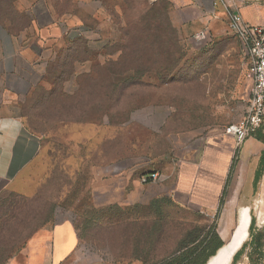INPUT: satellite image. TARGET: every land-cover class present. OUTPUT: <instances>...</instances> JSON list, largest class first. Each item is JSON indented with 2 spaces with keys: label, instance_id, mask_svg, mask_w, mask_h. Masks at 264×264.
<instances>
[{
  "label": "rangeland",
  "instance_id": "374dc122",
  "mask_svg": "<svg viewBox=\"0 0 264 264\" xmlns=\"http://www.w3.org/2000/svg\"><path fill=\"white\" fill-rule=\"evenodd\" d=\"M16 1L0 0V24H10L20 46L16 69L3 73L0 106L35 137L26 142L22 174L0 195V251H13L11 260L39 227L75 226L88 213L104 217L81 240L82 253L111 264H142L135 258L136 225L157 230L153 261L171 255L191 232L201 242L217 222L220 234L230 213V233L220 234L227 242L244 207L264 236V176L253 188L257 156L246 160L236 148L218 220L216 211L187 206L172 192L179 163L196 158L209 137L248 110L249 59L229 27L220 36L208 29L199 41L191 27L173 24L163 0H97L93 8L89 2L83 24L63 19L73 0H34L31 14H19ZM123 30L126 42H120ZM112 84L128 89L119 95ZM78 101L103 107L66 113ZM153 173L158 181L142 182ZM113 209L118 219L111 218ZM4 213L12 219L3 229ZM250 253L248 247L237 264H264Z\"/></svg>",
  "mask_w": 264,
  "mask_h": 264
},
{
  "label": "crops",
  "instance_id": "0c3cea01",
  "mask_svg": "<svg viewBox=\"0 0 264 264\" xmlns=\"http://www.w3.org/2000/svg\"><path fill=\"white\" fill-rule=\"evenodd\" d=\"M173 11L174 25L182 29L191 27L192 33L209 29L214 36L223 35L229 25L231 14H239L243 22L251 27H264V0H166ZM34 0H17L14 9L19 14H31ZM92 8L97 0H73L72 9L63 16L71 23L83 24L81 15L87 4ZM49 13L53 7L48 6ZM69 16V17H68ZM69 18V19H68ZM62 19V20H63ZM73 19V21H72ZM60 20V21H62ZM57 22V21H56ZM34 24V23H33ZM49 23L45 28L54 26ZM35 25V24H34ZM10 24H0V89L3 91V73L16 69L14 59L20 46ZM208 30V31H209ZM50 49L43 51L48 56ZM0 90V95L2 91ZM34 134L25 130L22 121L11 115H3L0 106V195L13 185L22 174L26 142ZM234 138L222 134L209 137L196 158L179 163L173 186V197L187 205L207 212H217L229 181L233 160L236 156ZM246 160L260 158L264 146L254 137L240 148ZM38 151L35 152L37 154ZM35 156V155H34ZM29 160V159H28ZM31 160V159H30ZM77 231L73 223L65 222L41 229L25 247L6 264H111L89 259L83 254Z\"/></svg>",
  "mask_w": 264,
  "mask_h": 264
},
{
  "label": "trees",
  "instance_id": "16d2710c",
  "mask_svg": "<svg viewBox=\"0 0 264 264\" xmlns=\"http://www.w3.org/2000/svg\"><path fill=\"white\" fill-rule=\"evenodd\" d=\"M163 1L166 2L167 6L170 10L171 6H170L169 2L166 0H163ZM168 26L170 27V31L175 34L176 30L175 29L172 30L173 27L171 28L170 24H168ZM127 35L128 34H126V33L124 34V30H123V34H122L123 38L120 39V42H121V40L123 42H126L127 40H126L125 36H127ZM139 73L140 72H137V75ZM139 79H141V78H139ZM124 81H126V80H124ZM111 87L114 89L113 92L114 93L119 92V95H121V93L123 91H126L128 89V88H126V86L121 87L120 84H115V85L112 84ZM120 88H123V89H120ZM80 90H82V88L79 89V91ZM77 104H78V106H76L74 109H69L68 111H66V113L71 114V112H72V114H74V112H79V113H81L80 115H84L88 111H90V108L92 106L98 105L99 107H103V102H100V101L98 102V104H96L94 101H93V103H91L90 101H86V102L78 101ZM76 115H77V113H76ZM72 117H74V115ZM71 121L72 122H76V121L80 122V121H88V120L71 119ZM260 131L258 132L259 134L257 133L255 135V138L259 142L262 143L264 140V136H262V134H260ZM237 154H239V151H237ZM263 176H264V150L261 152L259 162H258V166L255 170L254 179H253L254 190H256L258 188V184H259V182ZM225 192L223 194V198L221 199L220 206L217 210V216H216L217 220L220 218V210L222 209V206H223V202H224V198H225ZM153 209H155V212H157V216H159L158 214L162 213V208L158 202H155L153 204ZM52 211H53V209H52ZM115 211H116V214H114V209L111 211V218L115 217V219H118L119 218V210H115ZM161 216H163V215H161ZM48 217H50V216L48 215ZM102 217H104V216H97L93 213H88V215L86 216V218H84V220H81V222L75 224V229L77 231L80 242L82 239H84L83 238L84 236L88 235V233L96 227L95 223H98V221H97V220H99L98 218H102ZM11 219H12L11 214H8V213L3 214V229L5 228V226H7L9 224ZM236 223H237V221H236ZM255 225H256V221L254 218H252L250 228H249L250 241L246 242L242 246L241 250H239L238 253L234 256L232 264H237V262L241 259V257L243 256V254L245 253V251L248 247L251 249V253L249 255V257L251 259H252V253L253 252H258L259 257H261V259H264V236L260 231L257 230ZM1 226H2V223H0V227ZM112 226H113V224H112ZM232 226H233V219L231 217V214L227 213L225 215L223 221H222L221 232H220V234L223 238L228 237ZM45 227L46 226L39 227V229L37 231H33V234L37 233L40 229H43ZM111 227L100 228V229L110 230ZM134 227H137V229H135L136 230L135 232L138 233L136 235L135 242H134V244H135L134 245L135 246V258L137 261H140L142 264H207L208 261L210 260V258L214 257L216 255L217 251L219 249H221L225 244L224 241L222 240L219 232L217 231L218 223L216 222L211 228H209L207 236L201 242H199V236H197L191 232L190 234L184 236L180 240L178 247L176 248V250L171 255H169L165 258L159 259L157 261H155V260L153 261L150 259V256H151L152 252L154 251V249L156 248V243L158 241L157 240L158 237H156L157 230H150V231L146 232L148 228L146 229L144 227H140L137 225ZM13 232L14 231L4 230L3 234H5V233L9 234V233H13ZM231 234H230V236H231ZM32 236H29V239ZM230 236H229V238H230ZM5 248L6 249H3L0 251L1 252L0 255H2V259L0 261V264H6V262H8V260H10V258L14 255V254H12L13 251L9 252V249L7 247H5ZM0 249H2V248H0Z\"/></svg>",
  "mask_w": 264,
  "mask_h": 264
},
{
  "label": "built area",
  "instance_id": "2783aa9c",
  "mask_svg": "<svg viewBox=\"0 0 264 264\" xmlns=\"http://www.w3.org/2000/svg\"><path fill=\"white\" fill-rule=\"evenodd\" d=\"M229 31L236 35L248 56L250 70L248 79L252 82L251 99L246 115L236 123L227 126L223 134L234 138L236 147L254 137L264 125V27H251L243 22L239 14H231ZM206 32L195 35L199 41L206 39ZM160 179L158 173L145 176L143 183H154Z\"/></svg>",
  "mask_w": 264,
  "mask_h": 264
},
{
  "label": "bare ground",
  "instance_id": "6f19581e",
  "mask_svg": "<svg viewBox=\"0 0 264 264\" xmlns=\"http://www.w3.org/2000/svg\"><path fill=\"white\" fill-rule=\"evenodd\" d=\"M250 224H251V215L249 208L247 207L240 208L237 216V224H236L237 231L233 243L227 246L225 249H223L219 257L214 256L210 258L207 264H232L233 258L235 256V251L238 250L241 245L243 246L249 239Z\"/></svg>",
  "mask_w": 264,
  "mask_h": 264
},
{
  "label": "water",
  "instance_id": "95a60500",
  "mask_svg": "<svg viewBox=\"0 0 264 264\" xmlns=\"http://www.w3.org/2000/svg\"><path fill=\"white\" fill-rule=\"evenodd\" d=\"M236 231H237V228L233 231V233L231 234V237L229 238V240L227 242H224V246L219 249L216 253V257H219L220 256V253L223 251V249H225L227 246H229L230 244L233 243L234 241V237H235V234H236ZM242 248V245L240 246V248L238 250L235 251V255L238 253V251Z\"/></svg>",
  "mask_w": 264,
  "mask_h": 264
}]
</instances>
